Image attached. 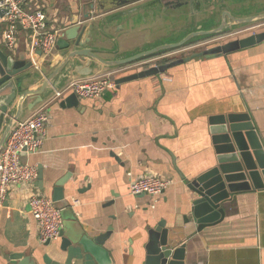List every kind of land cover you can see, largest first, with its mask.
<instances>
[{
    "label": "crops",
    "instance_id": "1",
    "mask_svg": "<svg viewBox=\"0 0 264 264\" xmlns=\"http://www.w3.org/2000/svg\"><path fill=\"white\" fill-rule=\"evenodd\" d=\"M148 1L139 0L118 9ZM249 1L240 11L230 4L229 8L242 15L264 11L259 10L264 8L259 0H255L259 6ZM22 2L25 9H42L51 26L66 28L71 20L83 21L74 15L72 0ZM196 12L191 15L194 19L198 17ZM184 23L176 20L170 32L167 24L159 22L154 26L151 19L145 18L130 28H121L114 35L117 53L178 37ZM1 25L0 46L5 48ZM244 29L249 31L241 35L237 34L240 30L230 31L229 39L264 30V21ZM25 34H17L13 51L33 58L35 68L47 66L38 52L27 47ZM58 52L56 46L53 58ZM196 60L190 59L155 76L122 83L98 97H78V107L61 108L59 101L63 97H49L40 104L47 106L49 113L47 133L39 149L23 161L37 166L43 182L41 188L37 179L34 185L10 186L7 201L0 209V264H14L8 258L10 253L30 256L37 264H94L61 251V239L49 244L38 241L37 224L28 201L32 195L51 198L58 179L66 181L65 201L60 202L59 209L69 212L62 218V230L77 223L83 233L95 237L111 227L104 246L113 264H144L146 225L152 226L161 219L168 227L175 225L179 243L186 244L184 264H264V190L237 195L223 220L202 232L195 231L194 225L185 223L183 218L189 210L185 183L213 163L209 116L246 112L255 130L264 134V40ZM146 61L148 58L124 69L96 70L92 75L129 68L138 71L148 65H144ZM86 77L89 76L72 80ZM146 172L170 181L160 196L130 194V178Z\"/></svg>",
    "mask_w": 264,
    "mask_h": 264
},
{
    "label": "water",
    "instance_id": "2",
    "mask_svg": "<svg viewBox=\"0 0 264 264\" xmlns=\"http://www.w3.org/2000/svg\"><path fill=\"white\" fill-rule=\"evenodd\" d=\"M137 1L139 0H72L76 12L74 15L83 18V21H69L70 25L63 29L56 42L58 54L42 68L33 67V58L0 46V151L12 128L22 120L25 113L42 104L55 90L74 77L91 76L96 70L128 67L143 59L179 49L198 39L233 30L247 32L249 29L244 27L264 21V11L242 15L238 11L232 13L233 9L229 8L230 4L240 11L248 0H150L131 8L118 9ZM251 2L252 0L249 1L250 4L259 6L255 0ZM258 2L264 6V0ZM195 11L201 19H209L205 21L206 27L199 22L190 21L193 25L186 31H180L176 35L178 37L161 39L144 49L129 53H117L114 35L121 28H130L148 18L153 21L154 26H158L159 22L163 26L167 24L172 32L171 27L176 20L182 21L186 15L191 16ZM2 15L3 10H0V16ZM263 40L264 30L253 31L249 35L216 43L185 57L145 65L138 71L115 78V86L158 75L193 58L227 54ZM59 106L78 107L77 95L69 93L59 101ZM208 123L213 163L185 183L189 210L183 215L184 222L192 223L198 233L221 222L230 203L240 193L264 190V134L255 130L249 114L219 113L209 116ZM21 156L25 157V154ZM37 180L41 188V171ZM65 183V179L54 182L51 193L54 203L65 201ZM146 226L148 241L145 244L144 264H184L186 244L179 243L177 227H168L163 219L152 226ZM110 233L111 227L104 233L90 237L83 233L79 224L71 223L66 231L61 230L60 249L82 261L113 264L109 251L104 246ZM8 258L14 264H37L30 256L22 253H10Z\"/></svg>",
    "mask_w": 264,
    "mask_h": 264
},
{
    "label": "built area",
    "instance_id": "3",
    "mask_svg": "<svg viewBox=\"0 0 264 264\" xmlns=\"http://www.w3.org/2000/svg\"><path fill=\"white\" fill-rule=\"evenodd\" d=\"M22 3V0H0V10H3L0 24L5 25L1 32V42L5 48L13 51L18 43L17 34L22 30L26 33L24 40L27 47L39 52L42 63H49L53 59L56 42L64 28L49 25L47 15L42 9L28 10ZM118 72L114 73L113 70L110 73H97L86 78L70 80L64 87L53 92L51 100L61 99L71 92L77 97H98L115 87V77L112 73ZM48 120L47 106L39 105L12 128L0 151V209L7 201L10 186L35 184L37 166L23 161L21 154L28 157L39 149L47 133ZM168 185L170 181L161 175L146 172L140 177L130 178L129 192L134 196L144 194L155 198L160 196ZM75 203L73 202L72 206H75ZM28 205L29 212L37 224L38 241L43 244L58 241L63 219L61 210L55 207L52 199L44 195H32Z\"/></svg>",
    "mask_w": 264,
    "mask_h": 264
},
{
    "label": "rangeland",
    "instance_id": "4",
    "mask_svg": "<svg viewBox=\"0 0 264 264\" xmlns=\"http://www.w3.org/2000/svg\"><path fill=\"white\" fill-rule=\"evenodd\" d=\"M196 20H198L199 23H201V25L206 27L207 23H205V21H208L209 19L207 17H203L201 19V16L195 17V19H194L190 15H186V17H184L183 20H182V21H186L184 24H182L183 31H186L190 26L193 25V23H190V21L198 23V21H196ZM1 27L4 28L5 25L2 24ZM19 32H22V30H20ZM247 32H240V33H237V34L241 35V34H244V33H247ZM216 36H210V37L198 39V40H195V41H191L190 43L186 44L184 47H181L179 50H176V51L172 52L173 54H168L167 55V54L162 53L164 55L159 54L161 56L157 55V57L156 56L155 57H151L150 59H148V61H146L144 63V65L157 62L158 60H160L162 58L163 59L167 58V59L170 60L172 58H174V59L175 58H180V57H176V56H184L185 57V56H188L190 53L197 52V51L202 50V49H207V48L211 47L213 44L223 43V42H225L227 40H231L232 38H235V37H231L229 39V36H220V37H216ZM236 37H238V36H236ZM53 52H55V50ZM212 56L213 55H211V56H202L201 58H195V59H197L196 61H199L200 59L210 58ZM47 63L48 62H45V64H47ZM131 71H135V68H129V69H126V70L118 73L116 75V78L120 77V76H123L124 74H128ZM22 160H24V157H22ZM61 206L62 205L60 203H55V207L56 208L59 209ZM68 213H69L68 211H61L62 218H64ZM67 225H68V223L64 224V227L66 228Z\"/></svg>",
    "mask_w": 264,
    "mask_h": 264
},
{
    "label": "trees",
    "instance_id": "5",
    "mask_svg": "<svg viewBox=\"0 0 264 264\" xmlns=\"http://www.w3.org/2000/svg\"><path fill=\"white\" fill-rule=\"evenodd\" d=\"M168 61V59L167 58H165V59H160L159 61H158V63H164V62H167Z\"/></svg>",
    "mask_w": 264,
    "mask_h": 264
},
{
    "label": "flooded vegetation",
    "instance_id": "6",
    "mask_svg": "<svg viewBox=\"0 0 264 264\" xmlns=\"http://www.w3.org/2000/svg\"><path fill=\"white\" fill-rule=\"evenodd\" d=\"M220 36H229V33H224V34H221V35H218V36H216V37H220ZM228 41V40H227ZM214 45V44H213ZM172 59H174V58H172Z\"/></svg>",
    "mask_w": 264,
    "mask_h": 264
}]
</instances>
